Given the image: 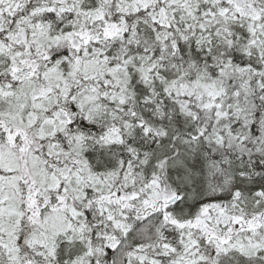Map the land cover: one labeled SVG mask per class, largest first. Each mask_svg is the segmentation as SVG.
<instances>
[{
	"label": "snow or ice",
	"instance_id": "6c2138e0",
	"mask_svg": "<svg viewBox=\"0 0 264 264\" xmlns=\"http://www.w3.org/2000/svg\"><path fill=\"white\" fill-rule=\"evenodd\" d=\"M0 264H264V0H0Z\"/></svg>",
	"mask_w": 264,
	"mask_h": 264
}]
</instances>
